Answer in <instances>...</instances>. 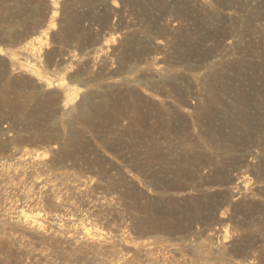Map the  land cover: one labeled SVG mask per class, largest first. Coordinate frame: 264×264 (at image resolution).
Instances as JSON below:
<instances>
[{
  "label": "rangeland",
  "instance_id": "rangeland-1",
  "mask_svg": "<svg viewBox=\"0 0 264 264\" xmlns=\"http://www.w3.org/2000/svg\"><path fill=\"white\" fill-rule=\"evenodd\" d=\"M0 38V264H264V0H0Z\"/></svg>",
  "mask_w": 264,
  "mask_h": 264
},
{
  "label": "trees",
  "instance_id": "trees-1",
  "mask_svg": "<svg viewBox=\"0 0 264 264\" xmlns=\"http://www.w3.org/2000/svg\"><path fill=\"white\" fill-rule=\"evenodd\" d=\"M1 41H3V40L0 38V42ZM0 59H3L5 61H7V58L5 56H3V55H0ZM7 63H8L9 71H10L11 66H10L9 62H7ZM112 151L115 152V153H117L118 155L124 154V151L121 148H116L115 150H112ZM141 163H142V160L141 159L133 160L131 162V167L133 169H136V170H138V171H140V172H142L144 174V170H143L144 168H141L142 166H140ZM167 187L169 189H174V186L173 185H169L168 184Z\"/></svg>",
  "mask_w": 264,
  "mask_h": 264
},
{
  "label": "water",
  "instance_id": "water-1",
  "mask_svg": "<svg viewBox=\"0 0 264 264\" xmlns=\"http://www.w3.org/2000/svg\"><path fill=\"white\" fill-rule=\"evenodd\" d=\"M30 38H31V36H27L24 39H22L21 41L15 43V44L6 43V44H4V47H6L7 49H12V48L16 47L17 45L22 44L23 42L29 40ZM68 81L71 84H78L80 87H86V86H88V83H86V82H80V81H77V80H75L73 78L69 79Z\"/></svg>",
  "mask_w": 264,
  "mask_h": 264
}]
</instances>
